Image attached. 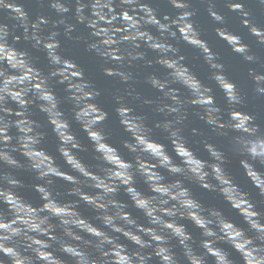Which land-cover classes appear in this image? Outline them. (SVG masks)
Wrapping results in <instances>:
<instances>
[{
    "label": "clouds",
    "instance_id": "9594fccd",
    "mask_svg": "<svg viewBox=\"0 0 264 264\" xmlns=\"http://www.w3.org/2000/svg\"><path fill=\"white\" fill-rule=\"evenodd\" d=\"M0 264H264V0H0Z\"/></svg>",
    "mask_w": 264,
    "mask_h": 264
}]
</instances>
